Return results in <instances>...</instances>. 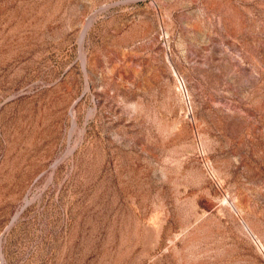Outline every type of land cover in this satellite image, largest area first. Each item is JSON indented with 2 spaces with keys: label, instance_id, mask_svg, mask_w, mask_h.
<instances>
[{
  "label": "rangeland",
  "instance_id": "374dc122",
  "mask_svg": "<svg viewBox=\"0 0 264 264\" xmlns=\"http://www.w3.org/2000/svg\"><path fill=\"white\" fill-rule=\"evenodd\" d=\"M0 249L264 264V0H0Z\"/></svg>",
  "mask_w": 264,
  "mask_h": 264
},
{
  "label": "bare ground",
  "instance_id": "6f19581e",
  "mask_svg": "<svg viewBox=\"0 0 264 264\" xmlns=\"http://www.w3.org/2000/svg\"><path fill=\"white\" fill-rule=\"evenodd\" d=\"M89 24H90V22H89ZM88 24V25H89ZM86 26V25H85ZM84 31V30H83ZM86 32H87V28L85 29V31H84V33H83V35H82V39L81 40H83L84 39V36H85V34H86ZM82 42V41H81ZM75 120V119H74ZM1 250V249H0ZM1 252V251H0Z\"/></svg>",
  "mask_w": 264,
  "mask_h": 264
}]
</instances>
